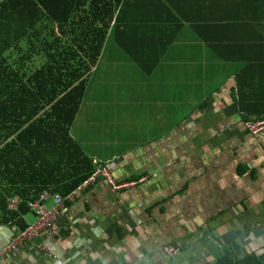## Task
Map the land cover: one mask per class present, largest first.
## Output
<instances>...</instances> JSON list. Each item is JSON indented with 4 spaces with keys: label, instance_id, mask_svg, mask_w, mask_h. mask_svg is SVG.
I'll list each match as a JSON object with an SVG mask.
<instances>
[{
    "label": "crops",
    "instance_id": "obj_1",
    "mask_svg": "<svg viewBox=\"0 0 264 264\" xmlns=\"http://www.w3.org/2000/svg\"><path fill=\"white\" fill-rule=\"evenodd\" d=\"M136 3L125 49L105 42L68 129L114 182L136 184L82 182L0 264H215L224 246L264 261V129L245 128L264 111V0ZM41 195L51 210L58 195ZM41 195L24 212L20 199L6 203L18 218L0 225V251L37 223L29 205ZM243 224L255 230L245 236Z\"/></svg>",
    "mask_w": 264,
    "mask_h": 264
},
{
    "label": "trees",
    "instance_id": "obj_2",
    "mask_svg": "<svg viewBox=\"0 0 264 264\" xmlns=\"http://www.w3.org/2000/svg\"><path fill=\"white\" fill-rule=\"evenodd\" d=\"M137 1L0 0V225L18 218L7 212L10 199H64L94 171L68 129L105 42L125 49L120 30ZM254 112L264 120V111ZM255 225L243 224L244 235ZM220 251L215 264H264L255 253Z\"/></svg>",
    "mask_w": 264,
    "mask_h": 264
},
{
    "label": "built area",
    "instance_id": "obj_3",
    "mask_svg": "<svg viewBox=\"0 0 264 264\" xmlns=\"http://www.w3.org/2000/svg\"><path fill=\"white\" fill-rule=\"evenodd\" d=\"M245 128L251 135H256L264 129V120L246 123ZM92 163L95 167V170L93 174L87 179V181H84L82 183L81 187L87 185L91 181H94L95 178H101L107 181L109 184H111V187L114 191H120L121 188L132 187L136 184L135 182L121 184L116 183L111 177L110 167H108L107 165H99V163H97L95 160H93ZM146 179V177H142L139 182H144ZM73 196L74 193L68 195L64 199H61L58 196H53V208L51 210H46L41 204H39V202H42V200L44 199L42 195L35 201L37 203L29 205V207L34 210L36 216L38 217L37 223L30 226L26 231L19 233L6 248L0 251V261H4L5 259L11 260V258H13L18 253V251H20V248H23L25 244H28V242L36 238L44 229H46L51 224V222L53 223L57 216V209L61 207L62 202L71 199ZM12 202H15L16 204L20 201L14 200ZM43 250L45 252L44 256H50L51 253L48 249ZM165 252L168 256L174 254V251L169 248L165 250Z\"/></svg>",
    "mask_w": 264,
    "mask_h": 264
},
{
    "label": "rangeland",
    "instance_id": "obj_4",
    "mask_svg": "<svg viewBox=\"0 0 264 264\" xmlns=\"http://www.w3.org/2000/svg\"><path fill=\"white\" fill-rule=\"evenodd\" d=\"M159 113H160V112H159ZM152 114H153V113H152ZM139 116H141V115H139ZM139 116H138V117H139ZM138 117H136V119H137ZM109 118L112 119L111 117H109ZM133 118H134V117H133ZM133 118H132V119H133ZM132 126H133V125H132ZM132 126H130V127H125V128H126V129H130ZM132 128H133V127H132ZM90 144H93V145H101V143H99V142H98V143H97V142H96V143H87L86 145L89 146Z\"/></svg>",
    "mask_w": 264,
    "mask_h": 264
}]
</instances>
